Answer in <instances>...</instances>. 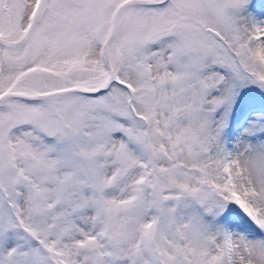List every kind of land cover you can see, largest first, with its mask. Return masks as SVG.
I'll return each mask as SVG.
<instances>
[{"label": "snow or ice", "instance_id": "1", "mask_svg": "<svg viewBox=\"0 0 264 264\" xmlns=\"http://www.w3.org/2000/svg\"><path fill=\"white\" fill-rule=\"evenodd\" d=\"M0 264H264V0H0Z\"/></svg>", "mask_w": 264, "mask_h": 264}]
</instances>
